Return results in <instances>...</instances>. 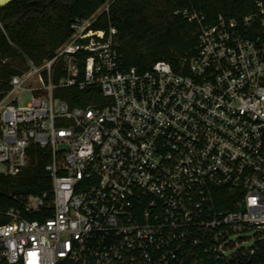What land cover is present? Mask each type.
<instances>
[{
  "label": "built area",
  "instance_id": "1",
  "mask_svg": "<svg viewBox=\"0 0 264 264\" xmlns=\"http://www.w3.org/2000/svg\"><path fill=\"white\" fill-rule=\"evenodd\" d=\"M110 6L52 58H27L0 99V174L21 175L36 145L52 180L16 197L0 264H257L264 239L234 237L264 232V2L213 23L185 11L195 54L145 71L124 66L117 28H95ZM61 88L91 99L72 106Z\"/></svg>",
  "mask_w": 264,
  "mask_h": 264
},
{
  "label": "trees",
  "instance_id": "2",
  "mask_svg": "<svg viewBox=\"0 0 264 264\" xmlns=\"http://www.w3.org/2000/svg\"><path fill=\"white\" fill-rule=\"evenodd\" d=\"M264 0H25L12 1L0 9V99L10 89V79L27 69V58L40 65L54 56L72 34V23L96 15L108 2L109 12L98 15L95 28L118 30V49L125 67L150 69L158 61L175 68L182 59L192 56L198 44V25L184 12L205 15L208 22L220 16L240 19L257 11ZM61 77L59 72L56 80ZM92 90L61 88L58 97L72 106H86ZM31 164L18 177L0 174V225L10 221V209L24 210L16 197L42 195L52 191V180L45 167L49 161L45 150L30 148ZM27 218H41L27 214ZM253 260L264 264V242Z\"/></svg>",
  "mask_w": 264,
  "mask_h": 264
},
{
  "label": "rangeland",
  "instance_id": "3",
  "mask_svg": "<svg viewBox=\"0 0 264 264\" xmlns=\"http://www.w3.org/2000/svg\"><path fill=\"white\" fill-rule=\"evenodd\" d=\"M4 169L2 165H0V170ZM235 241H238L237 248L241 247H251L257 241L264 239V232L252 229L245 232L240 233L239 235L235 236Z\"/></svg>",
  "mask_w": 264,
  "mask_h": 264
},
{
  "label": "water",
  "instance_id": "4",
  "mask_svg": "<svg viewBox=\"0 0 264 264\" xmlns=\"http://www.w3.org/2000/svg\"><path fill=\"white\" fill-rule=\"evenodd\" d=\"M9 0H2V4H6Z\"/></svg>",
  "mask_w": 264,
  "mask_h": 264
}]
</instances>
